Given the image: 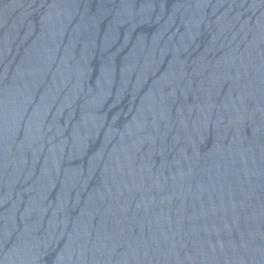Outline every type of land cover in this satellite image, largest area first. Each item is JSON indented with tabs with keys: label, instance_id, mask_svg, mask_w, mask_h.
Masks as SVG:
<instances>
[{
	"label": "water",
	"instance_id": "1",
	"mask_svg": "<svg viewBox=\"0 0 264 264\" xmlns=\"http://www.w3.org/2000/svg\"><path fill=\"white\" fill-rule=\"evenodd\" d=\"M0 264H264V0H0Z\"/></svg>",
	"mask_w": 264,
	"mask_h": 264
}]
</instances>
